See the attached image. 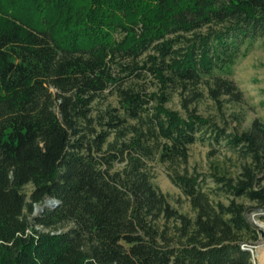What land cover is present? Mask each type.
<instances>
[{
  "label": "trees",
  "instance_id": "obj_1",
  "mask_svg": "<svg viewBox=\"0 0 264 264\" xmlns=\"http://www.w3.org/2000/svg\"><path fill=\"white\" fill-rule=\"evenodd\" d=\"M257 42L264 0H0V264H254L264 121L196 105L242 99L233 68ZM199 141L235 169L191 170Z\"/></svg>",
  "mask_w": 264,
  "mask_h": 264
},
{
  "label": "rangeland",
  "instance_id": "obj_2",
  "mask_svg": "<svg viewBox=\"0 0 264 264\" xmlns=\"http://www.w3.org/2000/svg\"><path fill=\"white\" fill-rule=\"evenodd\" d=\"M232 79L242 93L240 101H232L226 96L220 105L209 94H205L196 107L200 115L215 119L227 125L230 130L243 131L255 119L264 121V46L258 42L255 44L249 54L234 66ZM109 101L116 102L112 97H109ZM168 106L184 113L177 95L168 103ZM233 161L231 153L223 146H212L207 141L197 142L190 150V169L203 174H209L212 171V165L216 163L234 170ZM154 165L156 182L160 189L170 196L173 205L183 212L193 214L189 201L180 188L171 181L166 166L159 163ZM208 181L213 185L211 177ZM26 190L29 192L31 186H27ZM251 219L264 230V220H261L256 213H251ZM252 249L254 264H264L262 258L264 236H261L259 243Z\"/></svg>",
  "mask_w": 264,
  "mask_h": 264
},
{
  "label": "water",
  "instance_id": "obj_3",
  "mask_svg": "<svg viewBox=\"0 0 264 264\" xmlns=\"http://www.w3.org/2000/svg\"><path fill=\"white\" fill-rule=\"evenodd\" d=\"M56 204H57V202L54 199H48L45 203V205H48V206H55ZM42 208H43V206L42 207L36 206L35 212L38 213ZM260 232H261V236H264V230L260 229ZM248 249L253 252L252 248H248Z\"/></svg>",
  "mask_w": 264,
  "mask_h": 264
},
{
  "label": "bare ground",
  "instance_id": "obj_4",
  "mask_svg": "<svg viewBox=\"0 0 264 264\" xmlns=\"http://www.w3.org/2000/svg\"><path fill=\"white\" fill-rule=\"evenodd\" d=\"M262 258L264 259V252H263V254H262Z\"/></svg>",
  "mask_w": 264,
  "mask_h": 264
}]
</instances>
